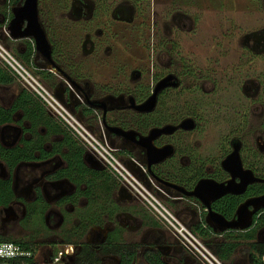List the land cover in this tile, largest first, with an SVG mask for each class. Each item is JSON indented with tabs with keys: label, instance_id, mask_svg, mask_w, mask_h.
I'll list each match as a JSON object with an SVG mask.
<instances>
[{
	"label": "flooded vegetation",
	"instance_id": "af4514ba",
	"mask_svg": "<svg viewBox=\"0 0 264 264\" xmlns=\"http://www.w3.org/2000/svg\"><path fill=\"white\" fill-rule=\"evenodd\" d=\"M73 1L75 8L73 10V14L71 15L74 16L72 19L77 21L78 18L81 17L83 22H90L92 25V30H89L91 31V34L88 33L87 30V33L84 36V42L82 44V53L84 56L88 55V57L93 58L94 62L97 61V57L99 55L107 57L111 52L109 46L111 40L108 36L111 35L112 31L116 33V24L119 23L126 26L127 18L134 20H132V24H135V21L139 20L137 29L138 31L140 28L147 30L145 40H147V44L150 43L151 45L150 50L147 49L146 61L148 63L145 65L147 71L143 74H141L140 71H136V74L133 75V73L132 76H130V79L126 78L124 82L120 80L123 83H131L132 86L130 89H126V86L121 85V87L116 88H121L122 90L113 92L111 90L112 86L106 85L96 87L94 83H91V90L86 92L85 88L78 82L76 77L67 74L59 65L58 60H55L57 48L54 44L49 42L51 46V59L57 69L51 68L47 61L41 57L42 63L46 65L45 68H41V70L53 75L56 80H54L53 83L51 78L43 80L38 76L39 79L45 83L50 90H53L60 102L78 119L85 122L90 129L94 132H98L102 129L104 137L109 144L112 140L115 141L117 139H121L124 145L135 150L139 158L135 155L131 156V154L125 150L114 148L119 152V155L127 158L128 160L132 159L134 163H136L129 165L141 166L145 168L146 175L142 174V176H144V181L146 183L149 184L148 180H151V182L155 185V187L151 184V186H148L152 192L156 189V187L158 190L161 188L166 191L167 194H173V200L186 201L192 205L191 207H188L187 210H190L197 215V222L202 220L205 222L206 210L197 201V199L182 195L179 191L169 186H165L159 182L158 179L169 184L176 185L187 191H191L200 180H212L217 183L226 182L230 177L229 174L224 171L222 162L233 152L235 146H237L242 168L244 170H250L256 176L255 169L258 167V164H255L256 157L254 152L256 150L261 152L260 150H264V148L260 147L256 149L254 147L255 145L246 144L243 136L234 135L229 139L225 138L224 141L226 142L221 143L219 150L222 159L219 163H214L210 162L207 157H197V152L194 151L195 149H193L189 144L191 137L201 134L204 136L207 124L211 121L210 118H212V115L214 114L211 110L215 108L214 103H212V101L209 102V100L206 99L214 91H219L220 87V84L217 83L219 79L216 80V78H209L203 73H200L199 75L193 73L189 68L182 64L183 60L178 58L176 43L174 41V31L187 30V24L191 19L185 11L182 12V10H180L181 8H179V6L176 7L175 0H172L171 2L168 0L169 6H174L175 8H171V12L169 11V14L163 20L160 19L159 14L155 10L157 6L163 4L162 0ZM0 3H2L0 7V24H8L12 18L11 10L15 7L22 6L24 0H2ZM40 3L41 0H37L38 11ZM80 6H82V9ZM109 6H113L111 10ZM3 12L7 13V21H4V17L2 16ZM39 22L41 24L40 20ZM158 28H161L162 34L166 38L165 40L160 38L157 45H155L154 40L156 41ZM249 33L250 34L242 39L241 43L252 55L264 58V30L256 32L252 31ZM29 41L32 42V40ZM9 42L10 41L8 40L5 41L7 47H9ZM23 49H21L18 53L23 54ZM36 54V51H34V56ZM122 54L121 56H123ZM65 76L73 82L74 85L68 83L64 78ZM143 78L145 82L144 84L141 83ZM166 78H170V85L164 86L156 93L153 108L147 112L138 111L136 107L143 105V103L154 94V89L157 84ZM59 79L62 81H59ZM185 80L186 82L194 80L196 84L185 85ZM61 82H64V84H61ZM228 84L229 81L226 85ZM261 84L262 83L257 79L246 80V84L242 86V92H244V95L247 98L246 101L249 105V109L246 106L247 111L243 110V112H240L238 110L237 112H232L240 124H246L249 128H252L250 125V118L255 117L256 108L261 110L258 116L260 118L264 116V89L262 88L263 91L260 89L264 86V84ZM207 86L209 89H207ZM186 92L200 96V102H190L188 104L189 106H182L176 109L173 107L172 109L175 111L172 113V116H169L168 119L162 120L158 116L160 110H163L161 109L162 106L171 105L169 109L171 113V107L174 103H176L177 97L180 95L183 96ZM108 93L112 94L114 98L116 97L118 103L113 104V100L105 99L107 95H110ZM101 104L102 106H100ZM11 105L8 108H10ZM180 110H182L181 115ZM182 115L184 117H181ZM47 117L49 121L48 126L55 129L52 131L58 130L62 134V138H60L59 141L56 140L58 141L57 143H50L51 141L48 142V134H52V132H48L46 126H44L42 133L40 135L38 134V137L37 135L36 137L32 136L30 123L27 129H23L20 125L26 121L24 116L20 117L21 119L16 122L18 123L16 126L12 123L14 121L13 115L9 123L0 125V149H4L8 152L18 149L23 153L29 154L30 151L27 149V145L34 144L41 146V152L35 151L34 153V156L38 157V159L21 160L17 162L12 169L7 166L0 155V162L2 164L1 170L4 172L2 173L0 171V180L10 181V189L13 194L10 202L5 207L0 208L6 216H9L10 218L30 220L32 215H41L42 210L51 205L57 208L69 205L74 209V205H76V201L79 199L85 200V205H88V202L91 204L93 203V200H95L94 198H97L93 189L100 188L103 190V186L101 185L102 183H96V180L103 182L102 177L109 181L113 188H116V191L112 194V198L115 202L118 200L120 203V200H124L126 205H129L130 203L140 204L138 201L133 200L129 196H125L124 194L117 192L118 186L116 182L104 168H101L95 163H93L94 167L86 164L84 162V157L86 155L84 154L83 148L75 142L53 118L50 116ZM103 119L105 120L106 125L110 128H120L124 131H133L139 136H146L148 132L154 128H161L164 126H172L175 128L171 133L162 134L153 141V145L156 148L168 145L173 149L170 157L160 163L151 165L150 171L157 179L151 175L147 167L145 149L133 142L125 141L124 139L111 134L103 125ZM183 122L186 123L185 129L179 127ZM201 123H203V125ZM262 125L264 126V124ZM236 126L238 128V125ZM235 131L239 134L238 129H235ZM5 135L7 136L4 137ZM178 137H182L183 140L180 142ZM136 138L138 139V137ZM258 139L260 140L261 137H258ZM73 142L83 151L81 159L82 164L87 170L86 174L82 171L63 172L67 168L65 161V157L68 155L67 145H71ZM55 157L61 159L62 165L54 163ZM247 157L249 159H247ZM138 162L141 163V165ZM262 167H264V165L258 169H262ZM166 171L169 172L168 175L170 177H166L164 175ZM250 186L251 185L246 188V191L242 195L229 194L217 199L211 204V207L217 201L224 200L226 197L232 196L242 200L239 203L241 204L246 199L254 197L253 195L247 193ZM262 194H264V192ZM118 202L116 204L120 206ZM194 206L196 208L198 207V210H196ZM102 212L106 213L107 219L104 222V219L100 220L99 218L102 215ZM114 212L115 211L112 209L103 208V211L97 213L96 211H91L89 208L86 212L88 213L87 216L79 218L78 224L70 230V233L76 236L84 237L80 245L88 246L90 251H92L97 257L111 260L113 264H119L118 256L112 253H103L102 247L107 244V239L111 234L115 232L120 233L121 231L131 233L132 231H138L139 226L136 219L132 217L130 213L121 211V209H119V211L115 214ZM44 214L48 215V219L49 216L54 218L56 224H58V215L53 213L52 210L49 211V209H47L44 211ZM175 215L178 217L176 213ZM44 219L45 218L43 217V220ZM44 224H46L44 225L45 228L49 226L48 221L46 222L44 220ZM154 225H156V223ZM85 226L87 227V232H82ZM153 232L158 233L162 237H167L166 241L169 246L168 252L182 250L179 244L171 236L162 232V229H160L158 225L146 228L140 233V237ZM71 242L72 240H66V243L58 245L59 247H56L55 249L65 245H71L75 247L77 254V247ZM34 243H31V246L37 250V247L39 246ZM44 243H46V245H51V242ZM136 248L135 260L132 264H136L137 259H141L140 261L142 262V256L145 252L158 251L159 249L157 245L154 248H147L143 246L139 247L136 245ZM160 253L162 263L174 264L172 260H167L166 255L164 254L165 252Z\"/></svg>",
	"mask_w": 264,
	"mask_h": 264
},
{
	"label": "rangeland",
	"instance_id": "374dc122",
	"mask_svg": "<svg viewBox=\"0 0 264 264\" xmlns=\"http://www.w3.org/2000/svg\"><path fill=\"white\" fill-rule=\"evenodd\" d=\"M162 1L163 4L157 6L155 9L161 20L165 19L169 11L171 12L175 8L174 6H169L168 0ZM169 1L171 2L172 0ZM73 2V0H41L38 7L39 20L46 32L47 38L57 48L55 60H58L59 65L67 74L76 77L86 92L91 90V83H94L96 87L112 86L111 90L113 92L122 90L121 88H116L121 87V85L126 86V89H130L131 83H123L124 80L126 78L130 79V76L133 73L135 75L136 71H140L141 74L147 71L145 66L148 63L146 61L147 49L150 50L151 46L145 40L147 30L140 28L138 31L137 24L139 20H136L135 24H132L133 19L127 18L126 26L117 23L116 33L112 31L111 35L108 36L111 40L109 45L111 49L110 54L107 57L99 55L97 61L94 62L93 58L88 57V55L84 56L82 53L84 36L87 30L91 34L89 30H92V25L90 22H83L81 17L77 21L72 19L74 16L71 15L75 8ZM175 2L176 7L179 6L180 10L182 12L185 11L191 19L187 24V30L174 31L178 58H181L183 60L182 64L193 73L197 75L203 73L209 78H216V80L219 79L221 81L218 80L217 82L220 84L219 91H214L206 99L209 102L212 101L215 108L211 110L214 114L210 118L211 121L207 124L204 136L201 134L191 137L189 144L197 152V157H207L210 162L214 163H219L222 159L219 150L221 143L226 142L224 141L225 138L229 139L234 135L243 136L244 142L248 145H255L256 149L260 147L264 148V126L262 125L264 124V116L262 118L258 116L261 110L256 108L255 117L250 118V125L253 129L249 128L246 124H240L232 113L238 110L240 112H243V110L247 111L246 106L248 108L249 105L247 104L244 92H242V86L246 84V80L257 79L262 83L261 85L264 84V58L252 55L241 43L242 39L250 34L249 32L264 30V0H175ZM1 5L2 3H0V7ZM112 7L109 6L110 10ZM80 8L82 9V6ZM160 38L165 40L166 37L162 34L161 28H158L156 41L154 40L155 45H157ZM27 40L10 41L9 47H7L25 66L26 63L21 59V54L18 52L23 49L24 42ZM41 60V56L37 53L33 57L30 56L29 59V62L32 64L31 66H34L36 69L30 67V65L26 66L35 76H37L41 68L44 69L46 66ZM59 81L62 80L59 79ZM228 81L229 84L226 85ZM141 83H145L144 78ZM61 84H64V82H61ZM192 84H196V82L194 80L186 82L185 80V85ZM262 88L264 89V86L260 89ZM207 89H209L208 86ZM18 91V86L15 84L1 86L0 106L8 108L16 97V94L19 93ZM199 97L189 92H186L183 96H178L176 103L171 107V113L169 111L171 105L162 106V109L166 110L165 116H172V113L175 111L172 109L173 107L176 109L182 106H189L190 102H200ZM105 99L113 100V104L118 103L116 97L114 98L112 94L107 95ZM180 112L181 115L182 110ZM21 116H23V113L19 111L13 114L14 121L12 123L14 126L18 125L16 122L20 121ZM181 117L184 116L182 115ZM201 124L203 125V123ZM236 125H238V128ZM20 126L23 129H27L29 122L26 120ZM53 129L49 126L47 127L48 132H52V134H48V142L57 143L62 138V134L58 130H56L57 132L52 131ZM235 129H238L239 134ZM34 130L38 136L44 130V126L39 125ZM258 137H261V139L259 140ZM178 139L180 142L183 140L182 137H178ZM110 145L113 148L125 150L131 156L135 155L139 158L135 150L124 145L121 139L112 140ZM260 151L256 150L254 152L256 157L255 164H258L257 168H261L264 165V150ZM54 159L55 164L62 165L60 158L55 157ZM247 159L249 158L247 157ZM139 164L141 165V163ZM129 167L135 171L140 180L144 181V176L138 172L137 166L129 165ZM1 169L2 164L0 162V171L2 172ZM103 178V182L96 180L97 184L102 183L103 190L94 188L93 192L96 193L97 198H94L95 200L91 204L88 202V205H85V200L80 199L76 201L74 209L69 205L58 208L51 205L47 208L45 207L41 215H32L30 220L10 218L0 210V241H21L32 244L36 242L34 244L39 246L35 254L36 261L40 263L50 255L51 250L52 253L55 252L57 250L55 248L59 247L58 245L66 243V240H72L71 243L75 244L77 248L79 247L84 237L76 236L70 233V230L78 224L79 218L87 216L88 213L86 212L89 208L91 211H96L97 213L103 211V208H109L115 211L114 214L121 209V211L130 213L136 219L139 226L138 231H132L131 233L120 232L119 236L122 244L130 247L137 245L147 248H154L157 245L159 247L158 251L165 252L167 260H181L182 263L180 264H200L193 256L183 250L168 252L167 237H162L156 232L140 237V233L146 228L158 225L162 229V226L150 215L143 205L134 203L126 205L124 200H120L122 203H119L118 200L115 202L112 194H114L116 188H113L112 184ZM151 196L168 211L176 213L179 219L192 231L190 224L191 222H197L198 219L194 212L187 210L192 205L184 200H173V194H167L161 188L160 190L155 189ZM117 202L120 206L116 204ZM194 208L198 210V207L194 206ZM47 209L49 211L52 210L53 213L58 215V224H56L54 218L49 216L48 219V215L44 214V211ZM43 217L46 222L48 221L49 226L47 228L44 226L46 224H44ZM99 218L100 220L104 219V222L107 219L106 213L102 212ZM155 223L156 225H154ZM198 238L200 237L198 236ZM44 242H51V245H46ZM240 249L235 254V258L237 259H235V264H247L242 261L239 255ZM140 260L137 259L136 264L141 262ZM97 263L113 264L111 260L99 257H97Z\"/></svg>",
	"mask_w": 264,
	"mask_h": 264
},
{
	"label": "built area",
	"instance_id": "2783aa9c",
	"mask_svg": "<svg viewBox=\"0 0 264 264\" xmlns=\"http://www.w3.org/2000/svg\"><path fill=\"white\" fill-rule=\"evenodd\" d=\"M7 24L0 26V68L13 80V84L27 92L37 102L47 116L53 118L69 136L77 142L92 163L104 168L114 179L118 192L138 201L162 226V232L171 236L179 246L193 256L200 264H223L172 211L151 196L149 184L139 179L129 164H136L111 147L103 130L94 132L85 122L72 114L38 76H35L11 51L5 41H11L6 30ZM33 52L35 51L32 44ZM36 69V68H35ZM138 172L146 175L144 167L137 166ZM150 185V186H151ZM157 189V187H156ZM161 231V230H160ZM30 242L0 241V264H18L29 259L34 264H73L76 256L74 246L65 245L48 255L42 262L36 261L35 248Z\"/></svg>",
	"mask_w": 264,
	"mask_h": 264
},
{
	"label": "trees",
	"instance_id": "16d2710c",
	"mask_svg": "<svg viewBox=\"0 0 264 264\" xmlns=\"http://www.w3.org/2000/svg\"><path fill=\"white\" fill-rule=\"evenodd\" d=\"M4 21H7V13L2 14ZM4 24V23H3ZM3 24H0L2 26ZM32 42L29 40L24 42V52L21 54V59L26 63V66L32 67L29 62L30 56L33 57ZM28 64V65H27ZM32 68L35 69L33 66ZM37 76L41 79H48L54 83L56 80L53 75H50L42 70L38 71ZM13 84V80L10 76L0 68V87L9 86ZM19 93L14 98L10 108H3L0 106V125L9 123L11 117L16 112H22L24 118L31 125L32 136L36 137L35 128L39 125L48 127L49 121L42 107L35 102L32 97L19 88ZM162 109V108H161ZM166 110H160L158 116L163 119H168L165 116ZM38 137V136H37ZM68 155L65 157L67 168L63 171H79L84 174L87 173L85 166L82 164L83 151L73 142L71 145H67ZM29 154L23 153L21 150L15 149L13 151H6L0 149L1 158L5 161L7 166L12 169L17 162L21 160H36L38 157L34 156L35 151L41 152L40 145L30 144L27 145ZM93 170V169H92ZM96 170V169H94ZM97 171V170H96ZM169 172H165L166 177ZM255 174L259 178H264V167L262 169H255ZM264 192V185L253 184L249 187L247 193L258 196ZM12 192L10 189V181L0 180V208L5 207L12 198ZM242 200L237 197H226L224 200H219L212 205V210L219 213L226 219H231L234 215L235 208ZM192 232L198 235L204 242L209 251L217 257L223 264H234L235 254L239 248H244L249 264H264L262 258L264 257V241L256 240V235L259 231L263 232L264 229V210L260 211L254 218L252 227L246 231H226L224 233H215L208 227L204 220L200 222H191ZM87 227L83 228L82 232H85ZM264 233V232H263ZM119 232L111 234L107 239V244L102 247L103 253H112L118 256L119 264H132L135 260V247L125 246L120 241ZM16 242V241H15ZM21 242V241H18ZM23 243V242H22ZM27 243V242H26ZM161 253L159 251H147L143 254L142 262L138 264H164L160 259ZM18 264H34L31 260L25 259ZM74 264H98L97 256L90 251L86 245H79L77 248L76 258Z\"/></svg>",
	"mask_w": 264,
	"mask_h": 264
},
{
	"label": "water",
	"instance_id": "95a60500",
	"mask_svg": "<svg viewBox=\"0 0 264 264\" xmlns=\"http://www.w3.org/2000/svg\"><path fill=\"white\" fill-rule=\"evenodd\" d=\"M12 18L6 26L11 41L32 40L34 49L51 68L57 69L51 59V46L47 39L44 29L42 28L37 9V0H24L20 7H15L11 10ZM65 80L74 85L66 76ZM170 78L160 81L154 89V94L143 103V105L136 107L138 111H149L153 108L156 93L166 85L169 84ZM57 96V95H56ZM102 106V104L100 105ZM105 128L116 137L122 138L125 141L133 142L145 149L147 158V167L157 164L172 155L173 149L171 146H163L156 148L153 141L162 134H169L175 128L172 126H164L161 128H154L148 132L146 136H139L133 131H124L120 128H110L106 125L103 119ZM186 123L183 122L179 127L186 128ZM138 137V139L136 138ZM86 164L94 167L93 163L84 157ZM224 171L229 174V179L223 183H217L212 180H200L191 191L184 190L176 185L167 182H159L165 186H169L186 197H193L205 208V224L211 228L215 233H224L226 231H246L252 227L255 216L264 210V194L254 196L246 199L238 205L232 219L228 220L219 213L212 210L211 204L217 199L225 195H242L249 185L262 184L264 185V178L256 177L250 170H244L239 159L237 146L234 147L233 152L229 154L222 162ZM94 169V168H93ZM151 175L157 179L150 171Z\"/></svg>",
	"mask_w": 264,
	"mask_h": 264
},
{
	"label": "crops",
	"instance_id": "0c3cea01",
	"mask_svg": "<svg viewBox=\"0 0 264 264\" xmlns=\"http://www.w3.org/2000/svg\"><path fill=\"white\" fill-rule=\"evenodd\" d=\"M263 232H264V229H263ZM262 231H259V233H257L256 235V240H260V241H264V233ZM183 250V249H182ZM184 251V250H183ZM237 253V252H236ZM239 255L241 256V259L243 262H246L247 264L248 263V260H247V257H246V254L244 253V248H241L240 251H239ZM236 259V258H235ZM237 260V259H236ZM236 260L234 261V264L236 263ZM262 261H264V257L262 258ZM174 264H180L182 263L181 260H176V261H173Z\"/></svg>",
	"mask_w": 264,
	"mask_h": 264
}]
</instances>
